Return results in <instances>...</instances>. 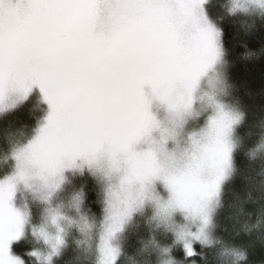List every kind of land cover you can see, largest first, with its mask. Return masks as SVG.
<instances>
[{"label": "snow or ice", "instance_id": "1", "mask_svg": "<svg viewBox=\"0 0 264 264\" xmlns=\"http://www.w3.org/2000/svg\"><path fill=\"white\" fill-rule=\"evenodd\" d=\"M211 3L0 0V113L34 89L47 106L34 134L11 148L14 171L0 178V264H26L13 252L29 223L26 206L16 204L21 186L46 193L45 222L31 235L48 251L27 253L36 264H54L66 246L65 224L92 230L82 193L70 201L78 220L51 206L68 172L104 182L95 264H119L116 241L145 208L173 237L168 247L155 238L145 244L168 257L162 264H197L198 246L214 243V213L234 172L233 136L245 114L217 71L226 52ZM225 4L230 16L264 18V0ZM260 150L264 139L251 155ZM223 254L246 259L235 247Z\"/></svg>", "mask_w": 264, "mask_h": 264}, {"label": "trees", "instance_id": "2", "mask_svg": "<svg viewBox=\"0 0 264 264\" xmlns=\"http://www.w3.org/2000/svg\"><path fill=\"white\" fill-rule=\"evenodd\" d=\"M214 7L215 22L222 31L226 52V63L220 67L230 85L228 99L245 115L234 133L237 145L234 172L223 186L214 213V243L203 248L198 246L200 255L195 260L197 264H264V158L251 155L264 139V18L230 16L225 0H215ZM248 52L254 55L247 56ZM45 110L42 99L32 93L27 101L0 113V178L12 167L11 148L25 143ZM77 182L85 197L83 212L95 222L99 218L101 197L98 181L84 171L83 178ZM154 224L139 223L126 233L123 245L119 246V264H155L156 248L149 245L144 250L145 244L153 238L160 248L172 245L171 236ZM75 233H68L66 246L54 259V264H95L93 240L86 239L92 245L86 244V251L82 242H76ZM233 247L243 251L246 259L237 261L234 256L223 254ZM29 248L26 240L21 239L13 245V252L26 264H36L24 253ZM174 255L179 260L182 254L176 251Z\"/></svg>", "mask_w": 264, "mask_h": 264}, {"label": "rangeland", "instance_id": "3", "mask_svg": "<svg viewBox=\"0 0 264 264\" xmlns=\"http://www.w3.org/2000/svg\"><path fill=\"white\" fill-rule=\"evenodd\" d=\"M214 6H215V0H212V3L208 5V11H209V14L211 15L212 19L215 21V7ZM217 71L221 74L222 77H224V75H223L224 73H223L222 67L218 66ZM203 90L204 91H212V88L208 85L207 82H205V84L203 86ZM217 91H219V86H217ZM33 93H35L37 96H39L41 98L38 89H34ZM46 112H47V106H46V110H45V113H44L42 119L38 122L37 127L39 126V123L43 120L44 116L46 115ZM36 128H35V130H36ZM35 130H34V132H35ZM34 132L32 133V135L34 134ZM27 140L25 141V143L27 142ZM233 140L235 142L234 136H233ZM260 143H261V141L259 142V144ZM255 155H256V157L264 158V150L256 151ZM13 171H14V162L12 163V167H11L10 171L6 175L11 174ZM85 172H87V171H85ZM87 173H89V172H87ZM65 175H66L65 182L62 185L61 189L59 191H57L52 196L51 206L53 208H59L60 211L64 215L70 216L73 219H77L78 220L79 217H78L77 213L75 212V210L70 206V201H71V197L74 194L81 192V188L78 185L77 180L83 178V173H80V172H68ZM95 177H96V179L98 181V186H99L100 193H101V197H100V202H101L102 194H103V188H104V182L102 181L101 177H99V176H95ZM44 195H46V193L43 192L38 185H34L31 190H26V189H24L21 186V188L19 189V191L17 193V197H16L17 206L21 207V208H25V206H26V209H27V211L29 213V223H28V226L26 228L25 235L22 238V239H25L27 244H29V246L31 247V248H29V249L24 251V253L26 255H27V253H29V252H31L33 250L40 251L42 253V255L47 254V251H48L47 248L43 245L42 241H40L39 239L34 238L31 235V228L33 226L39 227L41 224H43L45 222V211L44 210L47 207V205L44 204V202L42 200V197ZM87 216H88L89 222L93 225L92 230L89 231V232H86V233L82 234V233L78 232L75 228H70L69 229L67 227V225L65 224V228H66V231H67L66 238L68 237V235H69L68 233L70 231L71 232H76L75 234H76V236L78 238V240L76 242L78 244H81V242H82L83 249L86 250V251L88 250L86 244L91 245L90 243H88L86 241V239L87 240L92 239L93 240V246H95L96 234H97V231H98V228H99V223H98L99 222V218H98L97 221L93 222L90 219V216L89 215H87ZM151 217H152V211L149 208H145V210L143 212H138V213L134 214L133 217L125 225L123 232L119 235V237H118V239L116 241L117 245L118 246H122L123 243H124L125 237H126V233L128 231H130L132 228H134L135 226H138L139 223L143 224V223H148V222H154L156 224L155 221H152ZM177 223L178 224H182L183 221L179 217H177ZM128 225H129V227L127 228ZM149 227H151L153 229L152 226H149ZM155 227L156 226H154V228ZM160 228L163 230V232L168 233L171 236V238L173 239L171 232L167 231L163 226H160ZM49 231H54V229H52L51 226H49ZM159 233H161V232H159ZM81 239H82V241H81ZM154 252L156 253V262H155V264H162V262L168 258L166 256H162L161 255L159 248H156V250Z\"/></svg>", "mask_w": 264, "mask_h": 264}]
</instances>
